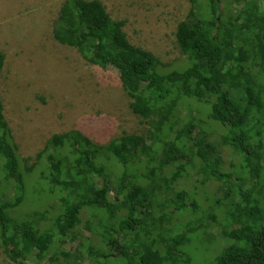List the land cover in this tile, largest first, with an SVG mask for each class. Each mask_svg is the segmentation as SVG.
<instances>
[{
  "label": "trees",
  "instance_id": "1",
  "mask_svg": "<svg viewBox=\"0 0 264 264\" xmlns=\"http://www.w3.org/2000/svg\"><path fill=\"white\" fill-rule=\"evenodd\" d=\"M188 1L175 31L184 56L177 65L131 43L125 20L111 17L101 1H62L53 38L88 63L115 69L147 129L106 144L78 129L55 133L29 164L21 161L0 96V249L8 260L190 264L179 248L213 226L227 244L210 264H264V0ZM4 62L0 51V72ZM226 151L232 170H224ZM185 156L199 161L200 184L224 185L228 197L216 202L196 185L178 187ZM31 183L57 206L22 218L16 211ZM179 211L190 221L181 229L173 220ZM85 212L92 220L84 222ZM82 222L97 230L99 244L90 236L75 241ZM50 252L58 256L46 263Z\"/></svg>",
  "mask_w": 264,
  "mask_h": 264
},
{
  "label": "rangeland",
  "instance_id": "2",
  "mask_svg": "<svg viewBox=\"0 0 264 264\" xmlns=\"http://www.w3.org/2000/svg\"><path fill=\"white\" fill-rule=\"evenodd\" d=\"M62 1L0 0V51L5 54L0 72L3 113L18 145L21 161L29 164L55 133L78 129L92 141L106 144L124 132L142 134L147 129V124L131 111V99L115 69L90 64L75 48L53 38V22ZM99 1L111 17L125 20L124 30L131 43L151 51L165 63L177 65L184 60L175 31L190 9L188 0ZM260 89L264 86L260 85ZM29 157L31 159L27 160ZM223 160L224 170H232L229 151L223 153ZM193 161L188 156L182 158L186 171L177 186L190 188V185H196L203 188L201 192L205 191L208 197L216 198V202L218 197H228L224 185L221 189L217 182L203 185L198 182L195 165L199 161ZM172 170L168 167L164 171L169 175ZM238 176L241 177V173ZM248 181L250 179L245 178L244 182ZM35 185L31 183L26 200L16 211L19 217L31 218L34 210L42 212L51 205L57 206L55 199L36 193ZM206 194L200 198L202 205ZM211 206L212 211H220L217 203ZM224 217L225 214L223 222ZM88 218L92 220L85 212L82 219L85 222ZM173 220L180 229L190 225L189 217L182 211L177 212ZM84 222L80 228L82 233L75 241L90 236L93 246L99 244L101 238L97 230L84 229ZM212 227L205 230L201 227L190 234L189 241L179 248L190 258V264H210L220 253L221 246L227 244V240ZM73 244L64 246L68 249ZM56 255L50 252L46 263H53ZM0 264L30 263L10 261L0 249Z\"/></svg>",
  "mask_w": 264,
  "mask_h": 264
}]
</instances>
